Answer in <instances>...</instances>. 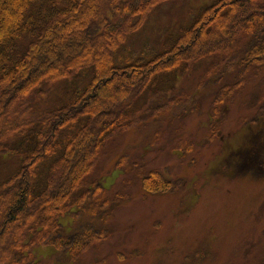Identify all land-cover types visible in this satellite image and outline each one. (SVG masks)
Returning <instances> with one entry per match:
<instances>
[{"label": "trees", "instance_id": "trees-1", "mask_svg": "<svg viewBox=\"0 0 264 264\" xmlns=\"http://www.w3.org/2000/svg\"><path fill=\"white\" fill-rule=\"evenodd\" d=\"M1 1L10 13L0 20V116L5 107L17 113L0 131V156L9 154L14 166L0 180V264H34L32 250L42 246L63 250L66 263L91 244V233L83 235L84 242L82 231L68 234L61 219L84 209L89 216L98 211L89 198L100 187L90 178L103 149L144 112L152 114L155 101L165 96L166 88L175 90L176 76L188 65L214 51L228 65L223 73L264 66V12L251 13L254 6L264 8L258 0L186 4L180 20L167 11L168 25L150 48L136 46L133 37L157 9L171 11L178 0ZM217 23L223 26L224 42L233 45L220 47ZM82 39L89 48L76 44ZM209 44L211 50L204 53ZM238 44L242 49L234 57ZM182 46H188L185 52ZM39 54L52 61H41ZM111 71L121 76L117 86L107 84ZM242 83L224 85L225 99L213 100L214 114ZM140 183L147 192L171 186L153 171L141 175ZM34 205L38 208L31 212Z\"/></svg>", "mask_w": 264, "mask_h": 264}, {"label": "rangeland", "instance_id": "rangeland-1", "mask_svg": "<svg viewBox=\"0 0 264 264\" xmlns=\"http://www.w3.org/2000/svg\"><path fill=\"white\" fill-rule=\"evenodd\" d=\"M205 2L178 0L169 6L171 11L164 6L157 9L133 37L136 46H154V38L168 25V12L184 19L180 11L186 4L197 7ZM258 3L264 5V0ZM262 12L264 8L257 6L251 9L256 15ZM9 13L0 0V20ZM77 14L70 16V23ZM222 30L217 23L214 31L223 46L214 47L235 43L224 42ZM76 44L89 48L86 39ZM209 45L202 49L204 53L211 50ZM187 47L182 46V51ZM241 49L232 55L236 57ZM210 54L176 76L175 90L166 88L165 96L154 104L155 108L160 104L159 109L144 112L103 149L90 178L100 191L88 197L89 203L99 206L98 211L89 216L84 209L61 221L68 234L91 233V244L66 263L63 250L35 248L34 264H260L264 260V66L252 65L246 71L229 68L223 73L226 62H220L218 52ZM56 55L63 63L59 49ZM39 59L52 61L44 54ZM110 74L107 84L117 86L119 72ZM103 80L97 83L98 89ZM238 81L243 83L229 91L228 102L226 98L227 103L214 114L213 100H224V85ZM15 113L4 108L0 131ZM83 142L84 146L89 143ZM13 170L12 157L2 154L0 180ZM152 171L161 173L171 186L147 192L140 177ZM37 208L32 206L31 212ZM83 237L85 242L87 237ZM35 257L39 262L35 263Z\"/></svg>", "mask_w": 264, "mask_h": 264}]
</instances>
